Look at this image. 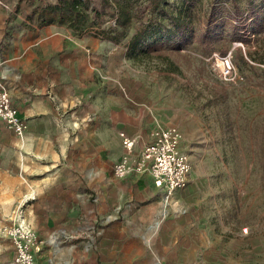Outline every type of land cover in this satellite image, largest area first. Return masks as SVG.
Masks as SVG:
<instances>
[{
  "label": "crops",
  "instance_id": "1",
  "mask_svg": "<svg viewBox=\"0 0 264 264\" xmlns=\"http://www.w3.org/2000/svg\"><path fill=\"white\" fill-rule=\"evenodd\" d=\"M32 12L18 0H0V77L27 123L19 135L0 120V264L13 263L5 227L20 218L41 242L34 264H191L200 231L178 211L162 217L163 202L127 210L120 232L121 180L113 171L123 155L120 132L137 138L139 152L153 128L118 117L131 114L125 95L132 90L119 68L130 40L124 46L117 35L105 38V27L45 24ZM128 176L146 196L160 193L150 175ZM65 187L77 193L57 200ZM88 208L102 228L81 220Z\"/></svg>",
  "mask_w": 264,
  "mask_h": 264
},
{
  "label": "rangeland",
  "instance_id": "2",
  "mask_svg": "<svg viewBox=\"0 0 264 264\" xmlns=\"http://www.w3.org/2000/svg\"><path fill=\"white\" fill-rule=\"evenodd\" d=\"M57 1L18 4L41 21V9ZM88 1V8L63 22L81 30L115 27L124 46L147 28L136 48L119 59L122 82L132 91L125 95L131 114L118 117L134 128L141 121L146 127L177 124L181 148L192 161L188 185L167 204L163 189L146 196L129 176L119 178L120 232L127 210L139 213V203L163 202L162 217L178 211L200 231L191 264H264V0H162L157 8L151 0ZM119 4L133 16L126 26L115 25ZM175 17L185 23L183 31ZM228 55L235 72L224 79L217 63ZM57 190V200H66L78 189ZM85 219L95 230L105 225L92 208ZM62 225L78 229L77 222L64 219Z\"/></svg>",
  "mask_w": 264,
  "mask_h": 264
},
{
  "label": "built area",
  "instance_id": "3",
  "mask_svg": "<svg viewBox=\"0 0 264 264\" xmlns=\"http://www.w3.org/2000/svg\"><path fill=\"white\" fill-rule=\"evenodd\" d=\"M217 63L220 77L230 79L235 72L231 56H222ZM0 120L17 134L22 135L27 123L20 115L17 105L0 77ZM124 153L114 166V173L119 178L138 172L148 174L155 185L164 191L167 204L173 194L185 188L190 179L192 161L189 154L181 148L182 130L175 124H156L151 130V138L139 152L135 151L137 138L125 131L120 132ZM15 249L12 264H34L35 255L41 249V242L36 231L26 220L5 227Z\"/></svg>",
  "mask_w": 264,
  "mask_h": 264
},
{
  "label": "trees",
  "instance_id": "4",
  "mask_svg": "<svg viewBox=\"0 0 264 264\" xmlns=\"http://www.w3.org/2000/svg\"><path fill=\"white\" fill-rule=\"evenodd\" d=\"M162 0H151L152 7L157 8L160 6ZM89 7L88 0H58L55 3H50L43 7L39 12V18L42 23L48 24L53 22H63L66 19L74 17L82 8ZM118 13H116V23L121 26H126L132 20V14L130 10L124 4H119ZM98 14L99 12L96 11ZM178 22L179 28L183 31L185 29V23L180 17H175ZM115 29L101 28L100 34L105 38H112L116 36ZM147 28L144 27L136 32V34L129 41V48L134 50L140 40L146 35Z\"/></svg>",
  "mask_w": 264,
  "mask_h": 264
}]
</instances>
